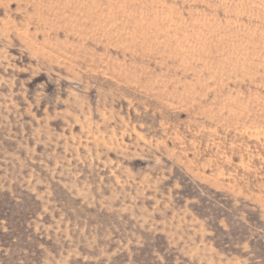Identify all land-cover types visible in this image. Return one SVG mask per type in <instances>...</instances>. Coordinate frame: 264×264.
<instances>
[{"label": "rangeland", "instance_id": "rangeland-1", "mask_svg": "<svg viewBox=\"0 0 264 264\" xmlns=\"http://www.w3.org/2000/svg\"><path fill=\"white\" fill-rule=\"evenodd\" d=\"M0 264H264V0H0Z\"/></svg>", "mask_w": 264, "mask_h": 264}]
</instances>
